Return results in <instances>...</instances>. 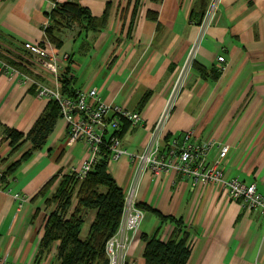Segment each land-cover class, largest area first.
I'll use <instances>...</instances> for the list:
<instances>
[{"label": "crops", "instance_id": "1", "mask_svg": "<svg viewBox=\"0 0 264 264\" xmlns=\"http://www.w3.org/2000/svg\"><path fill=\"white\" fill-rule=\"evenodd\" d=\"M76 2L107 21L99 29L71 21L45 33L56 3ZM0 0V58L22 59L24 42H40L59 58L73 89L97 88L101 101L141 114L143 123L120 136L126 152L108 168L126 192L134 189L145 215L127 261L143 264L142 234L168 240L190 234L186 264H264V218L231 199L218 185L196 184L174 172L139 170L140 154L157 134L164 144L194 130L199 141H214L208 159L222 145L220 161L227 178L255 184L264 195V0ZM155 14L149 18L147 12ZM218 56H224L219 69ZM40 82L52 78L35 70ZM49 99L38 98L25 79L0 72V264H49L58 241L36 260L45 219L52 210L38 195L53 177L86 156L81 142L66 145L67 125L59 116L45 144L10 174L6 167L30 148L13 151L6 127L27 132ZM53 188V187H52ZM51 188V190H52ZM76 200L74 199V203ZM153 210H156L160 217ZM95 211L85 216L84 239ZM83 224V226H84ZM56 259V258H55Z\"/></svg>", "mask_w": 264, "mask_h": 264}, {"label": "built area", "instance_id": "2", "mask_svg": "<svg viewBox=\"0 0 264 264\" xmlns=\"http://www.w3.org/2000/svg\"><path fill=\"white\" fill-rule=\"evenodd\" d=\"M219 0H211L209 11H215ZM21 61L30 72L39 70L52 78L53 84L47 85L35 76L10 62L0 58V72L10 73L25 79L35 89L38 98L54 100L59 106V115L67 125L66 145L72 146L81 142L87 156L78 164H73L58 176L69 174L83 180L93 170L103 149L109 153V161L119 158L126 152L124 142L119 136L120 123L126 122L135 126L143 123L141 114L118 105L101 101L99 91L77 88L72 96L63 94L60 77L64 71L63 60L51 53L45 43L24 42ZM219 69H223L224 56H218ZM158 129V128H157ZM152 138L140 154L131 155V161L139 170H149L154 175L174 172L182 177L192 178L196 184L221 186L227 195L239 201L244 207L257 212L264 218V195L256 185L247 184L238 178H227L223 173L220 161L226 156L229 146L220 147L217 157L210 161L209 153L214 141H199L194 130H189L174 137L164 144L157 134ZM145 212L138 206L134 189L127 190L124 195L123 212L116 232L106 243L109 264H126L127 251L139 230Z\"/></svg>", "mask_w": 264, "mask_h": 264}, {"label": "trees", "instance_id": "3", "mask_svg": "<svg viewBox=\"0 0 264 264\" xmlns=\"http://www.w3.org/2000/svg\"><path fill=\"white\" fill-rule=\"evenodd\" d=\"M56 1V0H55ZM147 16L154 19L155 14L148 11ZM105 11L101 18L91 15L88 8L76 2L56 3L51 13V20L45 29L49 41L59 45L57 32L60 27L71 21L84 22L85 26L99 29L107 21ZM11 64L30 72L20 59H9ZM65 68L60 77L63 94L72 96L74 89L72 79ZM59 106L50 100L45 111L34 122L27 132H21L6 127L5 139L13 151L20 149L27 141L30 148L19 159L10 163L2 172V177L13 172L17 166L33 151L40 149L53 131L59 118ZM128 128V123L121 122L119 136ZM109 153L103 149L93 170L79 180L69 174L51 178L39 191L45 196L44 204L52 208L45 219L44 233L40 241L37 261L47 256L51 247L58 241L56 260L58 264H109L105 247L108 239L116 232L122 217L125 191L117 184L109 168ZM53 187V188H52ZM52 188V190H51ZM74 199L76 202L74 203ZM141 209H151L138 203ZM89 211H95V218L88 227L84 239L81 231L85 216ZM159 215L156 210H153ZM164 218V217H163ZM181 233H174L168 240H161L157 234H142L145 243L143 264H186L191 251L190 234L184 230L182 222H178ZM126 264H133L126 262Z\"/></svg>", "mask_w": 264, "mask_h": 264}, {"label": "rangeland", "instance_id": "4", "mask_svg": "<svg viewBox=\"0 0 264 264\" xmlns=\"http://www.w3.org/2000/svg\"><path fill=\"white\" fill-rule=\"evenodd\" d=\"M86 227V224H84L83 230H85ZM49 264H58V260H56L55 258H51Z\"/></svg>", "mask_w": 264, "mask_h": 264}]
</instances>
